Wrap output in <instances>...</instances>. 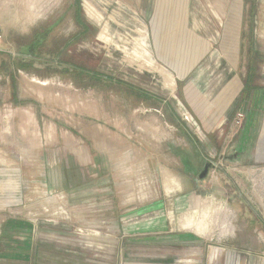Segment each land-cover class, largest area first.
I'll return each instance as SVG.
<instances>
[{
    "label": "rangeland",
    "instance_id": "rangeland-1",
    "mask_svg": "<svg viewBox=\"0 0 264 264\" xmlns=\"http://www.w3.org/2000/svg\"><path fill=\"white\" fill-rule=\"evenodd\" d=\"M206 2L198 6L203 22L214 25V15L224 28L216 43L205 40L206 52L194 65L176 66L193 80L181 94L198 102L200 123L180 99L173 67L137 61L140 39L153 59L155 53L135 0H0V152L7 145L13 161H27L15 153L19 117L25 130L31 107L42 143L45 120H54L81 136L87 127L92 135L96 127L110 129L119 150L118 159L90 152L94 165L75 168L72 176L62 169L61 151L41 150L24 204L0 206V264H22L24 256L30 264H227L233 250L219 248L231 241L248 248L253 264H264V0ZM170 37L179 42L169 51L175 62L188 56L190 38L192 49L199 40L187 29L184 43L176 32ZM149 76L172 108L160 100L142 106L137 88ZM228 77L241 91L231 104L222 88ZM126 141L132 148L121 150ZM64 173L66 181L84 183L85 196L99 192L100 199L88 203L91 213L81 212L87 203L59 201L70 183ZM200 217L210 236L185 226ZM151 221L159 231L180 222L172 230L182 229L196 246L188 243L180 259L151 255L147 243L132 242ZM221 222L228 231L223 236ZM213 247L218 253L209 262Z\"/></svg>",
    "mask_w": 264,
    "mask_h": 264
},
{
    "label": "crops",
    "instance_id": "crops-1",
    "mask_svg": "<svg viewBox=\"0 0 264 264\" xmlns=\"http://www.w3.org/2000/svg\"><path fill=\"white\" fill-rule=\"evenodd\" d=\"M210 1V0H209ZM212 1V0H211ZM203 2H206V0H135V5L139 8V16L142 17L140 19L142 22H146L148 24V27L145 31H149V36L151 37V43H152V51H154V59L152 58V55L150 51H148V46L143 45V39L139 40V44H141V48L138 50L140 54L137 53V61L139 63H146V65H149L150 67H157V64L172 68L177 72L178 79L180 82L179 85V91L180 99L181 101L185 102V106L187 109H189L190 114L194 113L199 118V122H202V110L198 108L199 104L198 102L191 103L185 95L181 94L182 89L185 85L186 87H193L192 79H186L187 70L183 71V68L176 67L177 65H185L190 66L194 65L206 52V41L209 42V44H214L219 38V31L224 28L223 26L217 25V19L213 15L214 19V25L210 23V21L207 19L206 22H203V19H201V15L198 11V6L203 4ZM85 3V2H84ZM207 3V2H206ZM85 7V6H84ZM88 10H90V16L95 18L96 16L93 11L94 8H92V5L90 3V6L88 5ZM137 13V14H138ZM88 16V15H87ZM184 16V21L182 20ZM89 17V16H88ZM89 17V18H91ZM140 18V17H139ZM136 26V23H135ZM141 27V25H139ZM184 26V28H183ZM240 25H238L239 27ZM172 28L170 30L169 28ZM136 28V27H135ZM175 28V30H173ZM186 29L189 30L192 34H195L198 36V41L195 42V49H192V39H189L188 42V49L189 54L187 57H185L183 60L179 62H175L174 60L170 59V52L173 50L176 44L179 45V42L171 40V34L177 33L179 37L180 43H184V35L186 34ZM143 34H146L144 31H142ZM170 33V35H169ZM103 31L99 33V37H102ZM143 36V35H141ZM200 37V38H199ZM143 38V37H142ZM197 39V38H196ZM206 40V41H205ZM193 53V54H192ZM156 59V60H155ZM144 65V64H143ZM145 66V65H144ZM146 67V66H145ZM229 71V70H228ZM180 73V74H179ZM231 73V72H230ZM230 75V74H229ZM232 75V74H231ZM166 79V86L172 87L173 82L169 80L166 76L164 77ZM229 78V77H228ZM148 80V81H147ZM147 83L145 82L144 87H142L141 83H139V87L137 88L138 92L137 95L141 97V101L144 102L143 105L140 103L139 105L144 106L145 110L147 108V103L149 102V105L152 106V100L157 101L160 100L161 102L167 103L171 108V100L170 96L162 92V89L160 87H156L153 85H156L154 82H152L151 77L149 76L148 79L146 78ZM123 83V82H122ZM229 83V84H228ZM153 84V85H152ZM232 86H235V78L231 77L228 81L225 82L223 88L224 95H229L226 98L228 99V104H231L236 100V94L240 93L241 91H237L236 86L233 88L236 91H232ZM125 87V86H124ZM182 87V88H181ZM223 95V96H224ZM250 97L253 96V92L251 90V93L249 94ZM198 105V106H197ZM200 107V106H199ZM111 108V107H109ZM31 110L32 114L26 116L28 118L26 121L23 120V125L27 124V128L21 129L20 128V117H19V133H17L18 137V144L20 148L15 153V156L19 154L22 158H28L26 162H19L18 160L13 161L9 154L12 153L10 148H7V145H5V148L1 150L0 152V206L1 207H10V206H17L24 204L26 198V192L24 190L28 189L27 187L30 186L29 183L33 184L35 177L32 172L38 171V167H35L38 165V163H34L41 155L42 151H49L51 147H56L55 151H58L62 153L64 157L63 162V171H70V176H72V171L75 170V168H80L82 170V166L85 164H90V162L94 165V159H92V156L90 152H106L108 156H114L113 153L117 156L116 159L119 158L118 155V146L111 141L112 139L116 140V135L112 136L110 129L108 130H102L98 127L93 130L95 133L91 132L90 129L92 127H87L82 129V136L76 135V134H70L67 130H63L64 127H62V123H58L54 120H45L43 128V136L41 141L40 138H38V128L36 124V115L34 113L33 107L28 108V113ZM113 110L114 106H113ZM204 111V109H203ZM18 112V110H16ZM206 113V112H204ZM173 117L176 115L175 112L172 111ZM201 114V115H198ZM205 116V115H204ZM0 120H3V116L0 117ZM204 120V119H203ZM47 123V124H46ZM60 128V130H58ZM41 129V128H40ZM41 130H39V133ZM140 132L142 134H147L148 130L144 127L140 128ZM92 133V134H89ZM42 135V134H41ZM103 137V138H102ZM50 147V148H49ZM105 147V148H104ZM102 148V149H100ZM104 148V149H103ZM132 145L128 143V141L125 142V147L121 150L127 151L128 149H131ZM90 156V160H89ZM6 157H9L8 160ZM2 159V160H1ZM4 160V161H3ZM7 160V161H6ZM70 161V162H69ZM144 161L147 165V169L149 171V174L151 173L150 169V163L151 158H144ZM53 162H47V164H51ZM46 170H55L54 168H47ZM58 170V167H57ZM31 173L30 177L25 175V173ZM67 176L64 173V183L70 182L66 181ZM95 181V180H94ZM51 184L50 181H48V184ZM84 183L79 181L74 184L72 182L65 184V194H61L62 196L59 198V201L65 202L68 204L72 203L73 201L76 202H84L86 204L84 208L81 207V212L87 211V213H91L92 209L90 208L89 204L92 200H98L100 199L99 192H94V196L90 198V194L85 196L83 190H84ZM31 187V186H30ZM67 187V188H66ZM58 189V188H57ZM166 192L170 191L169 188L164 189ZM57 195L60 194L56 193ZM66 198V199H65ZM57 197L55 198V205L57 202ZM92 203V202H91ZM90 203V204H91ZM58 206V205H57ZM56 206V207H57ZM89 206V207H88ZM0 207V208H1ZM103 209L102 207H99V210ZM70 211V210H69ZM9 220V219H8ZM18 220L22 223H24L25 219L18 218ZM196 222L192 221H185L184 224L186 227H189L194 233L201 235V236H210V233L205 232V226L206 221L203 220L202 217L196 218ZM16 221V220H11ZM9 222L6 221L4 225L6 226ZM149 223L150 226H147L146 228L142 229H149L148 232H142L143 234L137 233L132 234L133 241L132 242H145L149 246L150 254L153 253L155 255L159 254L160 252H164V256L162 258H166L167 256H171L173 258H181L179 256L182 255L184 252V247L191 244L192 246L194 242H190L189 237L187 234L184 233V231L181 230H172L171 226L177 225L180 227V222H171L169 225V230L166 231H159L161 229L159 226H155V221L146 222ZM218 229H221V232H219L220 236L226 235L228 231H224V227L221 225ZM216 224L212 225V228L215 230ZM228 230V229H227ZM232 232V230H231ZM212 233V232H211ZM229 235V234H228ZM231 235V234H230ZM144 236V237H141ZM232 238V237H231ZM231 238L229 241H231ZM232 242V241H231ZM226 243L221 244V252L225 251L226 249L233 250L232 256L229 255L227 257H224V260H227V264H231L234 262V264H252L255 262L253 261V255H251V252L248 250V248H244L242 246L241 248H238V245L236 242L234 243ZM189 243V244H188ZM196 243V242H195ZM197 244V243H196ZM196 244L194 246H196ZM28 248V247H27ZM198 248V247H197ZM240 250V251H238ZM199 251V250H197ZM196 251V253H197ZM238 251V252H237ZM208 254L209 256V262H212V258H214V255L218 253V250L216 248H211ZM262 252V251H261ZM228 253V252H227ZM222 254V253H220ZM226 255V254H225ZM261 257V256H260ZM185 261V260H184ZM187 261V259H186ZM19 262H22V264H30L29 258L27 256H24V258H20Z\"/></svg>",
    "mask_w": 264,
    "mask_h": 264
},
{
    "label": "built area",
    "instance_id": "built-area-1",
    "mask_svg": "<svg viewBox=\"0 0 264 264\" xmlns=\"http://www.w3.org/2000/svg\"><path fill=\"white\" fill-rule=\"evenodd\" d=\"M241 115V114H240ZM242 116V115H241Z\"/></svg>",
    "mask_w": 264,
    "mask_h": 264
}]
</instances>
